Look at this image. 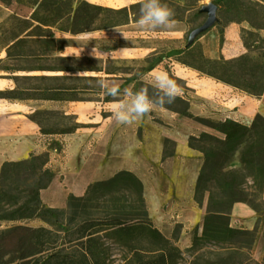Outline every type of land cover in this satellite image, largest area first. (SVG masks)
<instances>
[{
  "label": "trees",
  "instance_id": "trees-1",
  "mask_svg": "<svg viewBox=\"0 0 264 264\" xmlns=\"http://www.w3.org/2000/svg\"><path fill=\"white\" fill-rule=\"evenodd\" d=\"M19 2V0H16ZM30 10L11 9V0H0V71L12 79L14 87L0 90V98L11 101L113 102L99 85V76L78 75L93 70L111 73L108 68H84L72 64L75 56L63 55L69 39L57 33L76 36L136 23L143 0L116 8L88 0H27ZM229 21H248L252 29L244 36L247 52L231 59L208 57L203 45L189 40L186 48L166 55L171 79L173 62L201 75L231 85L239 91L260 97L264 94V0H217ZM184 21L190 0H161ZM27 14L28 17H27ZM224 41L223 34L220 38ZM154 69L161 59L149 60ZM62 73V74H57ZM145 84L154 92L148 83ZM122 86H120V89ZM99 95L100 97H96ZM163 107L194 118L217 133L201 131L192 135L189 146L203 153L194 187V200L206 215L202 231L197 228L191 249L214 245L226 262L242 264L250 259L257 233L234 226L232 212L237 203L259 210L264 196V115L258 113L250 124L232 117L213 119L195 115L183 95ZM51 110H35L30 118L38 122L44 135L69 134L84 125L77 115H66L72 123L63 127L46 126L39 115ZM49 142V141H48ZM62 151L64 144L52 139L45 151H33L28 158L5 161L0 171V224L38 219L58 229L60 243L30 264H115V249L121 251V264H184L182 248L167 236L150 216L145 184L128 169L109 178L91 182L83 196L70 194L67 208L45 204L42 191L49 187L56 170L50 166V150ZM238 161L239 165L233 164Z\"/></svg>",
  "mask_w": 264,
  "mask_h": 264
},
{
  "label": "rangeland",
  "instance_id": "rangeland-1",
  "mask_svg": "<svg viewBox=\"0 0 264 264\" xmlns=\"http://www.w3.org/2000/svg\"><path fill=\"white\" fill-rule=\"evenodd\" d=\"M11 1L13 10L19 9L21 5L22 11L30 10L27 0ZM213 3L218 6V20L213 27L197 36L195 40L203 45L204 52L208 57L218 58L223 55L225 58L231 59L246 53L244 36L247 30L253 28L251 23L227 20V14L217 0H190L191 9L185 12L184 21H176L172 28L140 30L136 27V23H133L93 34L76 36L68 33L57 34L68 38L72 44L63 53V55L75 56L78 59L76 62H71L72 64L84 68L92 66L108 68L111 73H106L105 70L94 72L102 79L122 86L121 94L125 88L129 87L135 92L142 87H147L142 82L148 83L143 77L144 74L153 70H148L152 65L149 60L153 56L161 59V63L154 69L168 73L166 65L169 60L166 55L174 49L188 46V39H191L192 32L204 25L209 18V13L203 12L202 9ZM261 31L264 34V30ZM221 34L224 37L222 44ZM170 65L173 74L178 78L176 83L183 90L182 95L191 103V111L195 115L217 120V117H213L212 114L205 111L208 109L211 99L203 95L208 89L204 79L197 72L191 71L180 63L173 62ZM92 71H79L78 75L85 76L82 73ZM0 78H3L2 74H0ZM83 82H89L94 86L98 85L97 81L84 80ZM0 86L6 89L9 88L10 83L0 80ZM148 91L149 96L153 97L154 92L149 89ZM221 93L223 92L221 91ZM106 95V93H102L101 99ZM96 97L100 96L96 95ZM254 99L257 101V107L246 115L236 111L237 120L250 124L258 113L264 115V94ZM114 102H56L52 106H40L36 110H51L50 114H41L39 118L43 119L46 126L56 128H63L72 123V119L66 115H77V121L84 125L80 130L86 134L85 136L76 135L79 130L69 133L71 138L67 142L74 145L81 141L95 142L96 140L95 143H99L101 147H108L109 153L113 156L101 165L103 171L111 172L124 166L134 170L141 177L145 184L150 216L156 226L182 248L184 264H234L231 260L227 263L224 258L220 257L218 255L219 248L214 245L191 249L194 232L197 228H199V232L202 231L206 215V203L199 205L194 200L196 181L192 186L193 177L201 165L203 153L189 146L196 154L188 155L186 149L182 147L183 157L176 163L169 162L171 159H175L173 156L178 150L177 142L172 140V137L183 140L189 133V145L190 137L199 135L200 128L207 126L194 118L160 106H155L148 115L132 125H121L115 121L112 115ZM4 103L6 104V102ZM27 104L30 106L31 101ZM80 104L84 109L82 113L78 114L77 107ZM6 106L12 109L18 107V105L8 104ZM230 112L233 113L234 110ZM97 114L99 115L97 116ZM221 116L227 117L225 114ZM97 117L100 121L97 126L100 127L93 130L90 127L92 126L91 122L96 121ZM73 151L76 152V148ZM161 151H163L162 157ZM76 158L78 159V157ZM73 164H78V160L74 159ZM233 165L238 166V161ZM111 176L59 175L54 184L44 191L43 200L48 206L67 208L69 194L73 193L79 196L77 193H80L92 180ZM247 207L249 208H238L235 212L233 209L232 212V224L236 222L239 227H247V224H252L253 228L251 229L257 233V243L254 244L250 252L252 258L243 259L242 264H264V196L260 200L258 211L248 204ZM234 215L238 217L235 218ZM61 236L58 229L38 219L2 223L0 224V264H30L34 259L48 252L52 246L60 243ZM115 253L118 258L115 264H121V251L115 249Z\"/></svg>",
  "mask_w": 264,
  "mask_h": 264
},
{
  "label": "crops",
  "instance_id": "crops-1",
  "mask_svg": "<svg viewBox=\"0 0 264 264\" xmlns=\"http://www.w3.org/2000/svg\"><path fill=\"white\" fill-rule=\"evenodd\" d=\"M88 1L101 5L105 4V6L114 7L120 5L124 7L141 0H88ZM0 5L2 4L0 3ZM28 15L29 14H27V17ZM112 29L115 28L86 32L79 35H84L88 33L93 34L96 32L112 30ZM4 56H5V52H3L0 55V58ZM188 69L197 72L191 68ZM0 74L5 75L6 73L0 71ZM198 74L204 79V83H206V85L208 86L207 91L203 95L208 96V98L211 99V101L209 102L210 105L208 109L205 111L209 112V114H212L213 117H217L218 119H225L226 117L221 116L222 114H225L227 115V117H232L237 119L236 111L242 112L243 114L246 115L248 113H251L257 107V101L254 99L257 98L256 96H252L245 92L239 91L233 86L219 82L212 77L204 76L201 75L200 73ZM0 80H5L6 82L10 83L9 88L14 87L15 85L12 79L3 77L0 78ZM2 89L4 88L0 86V90ZM221 91L223 93H221ZM4 102H6V104L8 105H16V106L18 105V107L16 109H12L11 107H7ZM27 103L30 102L11 101L8 99L0 98V171L5 161L22 160L28 158L31 152L33 151L39 152V151L47 150L48 144L53 138L60 140L64 144V149L60 152L57 151L56 149L50 150V155H51L50 166L55 168L56 176L49 185V187H47L42 191V198H44L43 197L44 191H46L54 184V181L56 180V178H58L59 175H114L118 170L128 169V167L123 166L118 169H114L111 172L103 171L101 169V165L106 161L110 160L113 156H111V153H109L108 147H104V146L101 147L99 143L97 144L95 143L96 140L95 142L81 141L73 145L70 142H67L71 138L68 134L65 135L56 134V135H48V136L44 135L41 132V126L39 125L38 122L30 118V114L40 106H52V104H55L56 102L31 101L30 106ZM37 104L40 105L36 107L35 105ZM231 110H234V112L231 113L230 112ZM78 114H80V112ZM98 115L99 114H97V116ZM82 122H87V121H82ZM99 122H100L99 117H97L96 121L91 122L92 125L90 126L91 129L93 130L98 129L100 127L97 126ZM80 129L81 128L78 129L79 131L77 132L76 135L81 134L82 136H85L86 133H83L84 131H81ZM200 129L201 131L217 133L209 127L202 126ZM188 134L186 135L187 137H185V139L183 140H179L175 137H172V140L177 142L178 150L175 156H173L175 159L174 160L171 159V161L169 162L176 163L183 157L182 147L186 149V153L188 155L193 156L194 154H196L193 150L189 148ZM75 148L77 150L76 152L73 151L75 150ZM160 155L161 157L163 156V151L160 152ZM75 156L78 157V159ZM74 159L78 160V164L76 165L73 164ZM199 169L194 174L195 176L193 177L192 186L194 185L196 178L199 174ZM94 180H101V179H94ZM89 184L90 182L85 186V188L80 193H77V195L83 196L86 193ZM238 208L245 209L249 207H247L246 203L240 202L235 205L234 212ZM234 217L236 218L238 216L234 215ZM233 225L237 226L238 224L236 222H233ZM251 225L247 224L246 228H250V229L253 228L251 227ZM256 243L257 240L255 244Z\"/></svg>",
  "mask_w": 264,
  "mask_h": 264
},
{
  "label": "clouds",
  "instance_id": "clouds-1",
  "mask_svg": "<svg viewBox=\"0 0 264 264\" xmlns=\"http://www.w3.org/2000/svg\"><path fill=\"white\" fill-rule=\"evenodd\" d=\"M173 16V11L166 4L161 3V0H143L136 27L140 30L172 28L176 24ZM123 36L127 39L124 34ZM82 74L85 76L98 75L94 71ZM143 78L153 89V97L149 96L148 87H142L135 92L130 87L125 88L121 94L119 84L105 79L97 80V84L107 95L122 97L112 104L113 118L121 125H132L148 115L155 106L163 107L165 104H172L177 97L182 95V88L170 78L166 71L153 69L144 74Z\"/></svg>",
  "mask_w": 264,
  "mask_h": 264
},
{
  "label": "water",
  "instance_id": "water-1",
  "mask_svg": "<svg viewBox=\"0 0 264 264\" xmlns=\"http://www.w3.org/2000/svg\"><path fill=\"white\" fill-rule=\"evenodd\" d=\"M203 12H208L209 13V18L206 21V23L197 29H195L192 34H191V40H194L197 36L202 34L203 32L207 31L211 27L214 26L216 21L218 20L217 17V11H218V6L216 4H210L202 9Z\"/></svg>",
  "mask_w": 264,
  "mask_h": 264
},
{
  "label": "bare ground",
  "instance_id": "bare-ground-1",
  "mask_svg": "<svg viewBox=\"0 0 264 264\" xmlns=\"http://www.w3.org/2000/svg\"><path fill=\"white\" fill-rule=\"evenodd\" d=\"M88 102H91V101H88ZM80 103H86V102H80ZM83 109H84V107H83V105L82 104H80L78 107H77V110L79 111V112H83Z\"/></svg>",
  "mask_w": 264,
  "mask_h": 264
}]
</instances>
